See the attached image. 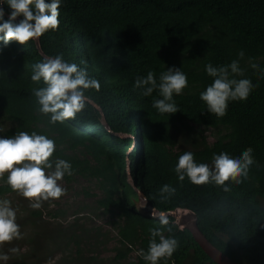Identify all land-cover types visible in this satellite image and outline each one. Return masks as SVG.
Here are the masks:
<instances>
[{"label": "trees", "instance_id": "1", "mask_svg": "<svg viewBox=\"0 0 264 264\" xmlns=\"http://www.w3.org/2000/svg\"><path fill=\"white\" fill-rule=\"evenodd\" d=\"M3 7L7 19L10 10ZM59 11V28L39 37L41 49L86 67L100 81V91L85 94L100 106L109 128L92 103L56 125L37 111L32 91L44 85L30 77L32 65L44 56L34 39L24 45L0 42V135L35 131L53 138L54 157L72 164L73 174L64 179L71 182L77 175L96 181V206L117 218V238L112 255L102 260L87 256L94 240L84 241L81 235L91 232L77 222L56 226L51 231L59 228L57 241L48 235L45 241L55 248L63 241L65 253L74 246L75 256L62 260L76 264H145L140 250L147 251L149 229L159 223L139 210L141 193L159 211L194 212L206 238L236 262L264 264V0H63ZM237 59L256 86L246 100L229 102L226 115L218 118L199 98L213 79L204 67ZM253 62L260 67L253 68ZM169 67L186 73L188 87L174 96L179 110L161 114L152 106L160 98L158 91L145 97L133 84L149 71L158 80ZM134 133L142 140L131 150ZM248 147L255 163L241 183L230 179L224 185H194L187 178L179 181L173 171L186 151L197 162L211 163L213 153L235 155ZM164 184L175 187V194H161ZM16 193L0 180V199ZM43 205L32 213L40 219L48 204ZM169 219L179 247L160 264H217L187 228ZM163 235H170L166 228ZM18 258L0 264H30Z\"/></svg>", "mask_w": 264, "mask_h": 264}, {"label": "clouds", "instance_id": "2", "mask_svg": "<svg viewBox=\"0 0 264 264\" xmlns=\"http://www.w3.org/2000/svg\"><path fill=\"white\" fill-rule=\"evenodd\" d=\"M62 3L63 0H0V42L4 46L13 41L24 45L49 30L56 31L60 25L59 9ZM3 5H7L10 10L7 19ZM238 55L242 59L244 53L241 51ZM251 66L260 67L258 62H253ZM204 70L213 79L212 83L200 92L199 98L206 104L207 111L218 118L226 115L229 102L246 100L256 86L250 78L245 77L239 59L220 66L208 63ZM30 79L35 83L43 82L44 86L34 88L32 95L39 106L37 111L48 117L49 124H62L74 119L77 113L91 103L101 111L106 121L100 106L85 94L90 89L97 92L101 89L100 81L89 76L86 67L69 63L62 54L49 55L32 65ZM187 87L188 77L177 67H169L161 72L158 80L155 74L149 71L146 76H137L133 84L134 90H139L145 97L158 91L160 98L154 99L152 106L161 114H174L179 110L174 96L181 95ZM106 127L109 128V125ZM3 131L0 128V133ZM131 138V150H134L142 139L135 133ZM56 150L57 144L53 138L35 131L0 135V180H4L14 192L27 199L32 209L42 208L43 202L59 199L67 191L59 181L66 175L73 174L72 164L63 158L54 157ZM137 150L141 153V146ZM252 153L251 147L235 155L228 152L213 153L211 163H204L197 162L194 153L186 151L177 158L173 171L179 181L187 178L194 185H224L230 179L241 183L248 178L250 168L255 163ZM128 171L130 174L129 164ZM130 181L135 186L131 174ZM175 192V187L169 184L160 188L161 194L172 195ZM142 214L158 218L159 227L149 229L147 251L140 250L139 255L145 264H160L162 259L167 260L173 256L179 247V241L171 235L172 227L166 212ZM16 221L17 210L12 206V202L0 199V246L14 239H23L20 225ZM165 228L170 233L167 237L163 235ZM10 251L16 253L18 249L12 248ZM8 259L7 254H0V260Z\"/></svg>", "mask_w": 264, "mask_h": 264}, {"label": "rangeland", "instance_id": "3", "mask_svg": "<svg viewBox=\"0 0 264 264\" xmlns=\"http://www.w3.org/2000/svg\"><path fill=\"white\" fill-rule=\"evenodd\" d=\"M3 126L0 125V128H4ZM59 183L67 191L59 199H50L43 202V204L48 205L42 211L41 219L32 213L42 209H32L29 206V201L18 193L8 194L7 197L3 198L10 200L12 206L17 210L16 222L20 225V231L23 234V239H14L0 246V254L9 256L7 261L19 257L18 259H25L30 264H76L74 261L62 260L63 257L69 255L75 256L76 249L74 246L67 247L65 253L63 252V241L60 240L58 248H55V243L53 245L44 239L45 235H48L54 241H57L55 236H58L59 228L53 231L51 229L56 226L65 228L74 222H77L82 230L91 232L90 235H81L84 241L94 240V245L86 248L87 256L96 254L102 260L112 255V249L117 238V230L113 224L117 221V218L113 214L105 213L102 209L97 208L96 200L100 196V191L96 181L76 175L71 182H67L63 178ZM85 191H90L94 195L87 196ZM56 212H58V216L54 217L53 214ZM47 229L48 231H46ZM68 233L70 232L68 231ZM31 242L34 244H31ZM12 248H16L18 251L13 253L10 251ZM56 249L58 251H55Z\"/></svg>", "mask_w": 264, "mask_h": 264}, {"label": "water", "instance_id": "4", "mask_svg": "<svg viewBox=\"0 0 264 264\" xmlns=\"http://www.w3.org/2000/svg\"><path fill=\"white\" fill-rule=\"evenodd\" d=\"M19 20V19H18ZM37 48L40 53L46 57L40 45V40L35 39ZM103 123L108 126L107 122L103 119ZM138 208L146 215H152L153 212L159 213L158 209L153 207L144 195L140 193V202ZM169 217H173L175 222L179 224L181 228H187L193 235L196 242L201 248L208 254V256L217 264H240L226 255L224 252L214 246L202 233L197 224V217L194 212L186 209H176L175 211L166 212Z\"/></svg>", "mask_w": 264, "mask_h": 264}]
</instances>
